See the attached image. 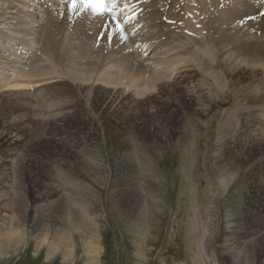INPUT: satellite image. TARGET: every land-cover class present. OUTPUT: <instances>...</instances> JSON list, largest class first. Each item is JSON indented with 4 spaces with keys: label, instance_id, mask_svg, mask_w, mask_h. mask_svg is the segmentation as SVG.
I'll return each instance as SVG.
<instances>
[{
    "label": "rangeland",
    "instance_id": "obj_1",
    "mask_svg": "<svg viewBox=\"0 0 264 264\" xmlns=\"http://www.w3.org/2000/svg\"><path fill=\"white\" fill-rule=\"evenodd\" d=\"M50 83L36 84L33 98L26 91L28 104L14 97L15 108L10 95H0V132L18 130L9 147L18 156L0 169V264H264V150L231 159V145L242 142L240 116L238 127L231 120L220 128L215 110L197 116L185 92L98 94L83 105L84 91L67 96L65 84ZM65 104L83 106L55 111ZM255 118L264 122V113ZM263 134L257 126L246 143ZM189 145L197 152L185 150ZM190 152L185 176L181 162ZM136 165L160 179L136 180ZM151 180L163 192L135 189ZM208 226L207 255L194 236ZM10 236L20 244L6 249Z\"/></svg>",
    "mask_w": 264,
    "mask_h": 264
},
{
    "label": "bare ground",
    "instance_id": "obj_2",
    "mask_svg": "<svg viewBox=\"0 0 264 264\" xmlns=\"http://www.w3.org/2000/svg\"><path fill=\"white\" fill-rule=\"evenodd\" d=\"M66 1L0 0V95H10L7 104L15 108L18 102L14 97L28 104L26 91H32L33 98L36 84L44 86L53 80L66 85L62 94L67 96L84 91L85 100L78 98L83 105L98 94H126L124 97L135 99L166 93L179 98L185 92L184 99L194 103L197 116L215 110L220 128L222 124L232 126L231 120L237 122L232 127H238V116L241 117L236 134L242 142L231 145V159L245 149L264 150V134L263 139L261 134L260 140L246 143L257 126L264 128V122L255 118L264 113V16L255 18L264 8V0H125L131 14H138L129 27H119L106 13L70 11ZM188 86L194 90L188 91ZM50 89L54 88H46V92ZM60 93L55 96L61 97ZM83 105L73 104V108L65 104L55 111L68 106L78 111L76 108ZM15 132L16 128L8 134L0 132L2 170L18 156L16 149L9 150L16 140ZM195 147L184 149L196 150ZM192 153L181 157L182 175L189 176ZM136 166L130 173L136 180L160 179L157 174L150 175L146 167ZM140 170L144 175H137ZM154 186L151 180L149 186L135 189L160 192L159 186ZM218 187L222 192L227 190L224 178L219 177ZM58 192L49 194L55 196ZM209 226L194 236L197 248L207 255L214 234ZM17 233L14 234L18 236ZM11 236L6 249L20 244V237ZM232 264L241 262L236 259Z\"/></svg>",
    "mask_w": 264,
    "mask_h": 264
},
{
    "label": "snow or ice",
    "instance_id": "obj_3",
    "mask_svg": "<svg viewBox=\"0 0 264 264\" xmlns=\"http://www.w3.org/2000/svg\"><path fill=\"white\" fill-rule=\"evenodd\" d=\"M70 11H88L102 15L105 12L111 13V8L115 6L116 0H67ZM127 23L128 21H124ZM119 31V29H117Z\"/></svg>",
    "mask_w": 264,
    "mask_h": 264
}]
</instances>
